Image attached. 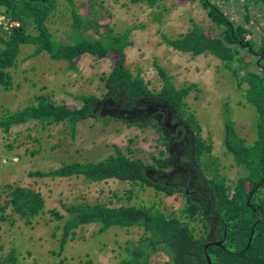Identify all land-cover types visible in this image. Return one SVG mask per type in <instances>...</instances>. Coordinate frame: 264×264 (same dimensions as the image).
I'll return each instance as SVG.
<instances>
[{"label": "trees", "instance_id": "trees-1", "mask_svg": "<svg viewBox=\"0 0 264 264\" xmlns=\"http://www.w3.org/2000/svg\"><path fill=\"white\" fill-rule=\"evenodd\" d=\"M69 1L72 29L70 41L66 42L48 25L58 7L57 0H0V13L18 21L9 29L0 24V89L12 86L11 68L18 62L22 45L30 43L34 44L31 56L45 52L51 59L66 60L70 68H76L85 54L108 59L110 70L102 75L105 92L102 96L80 93L76 95L80 104L57 102L47 94H38L36 102L2 113L0 131L8 133L16 124L38 121L43 126L63 123L75 134L80 120L96 117L106 123L112 117L125 119L121 115L123 108L144 109L154 102L159 103L158 106L165 105L166 110H171L172 122L181 117L186 120H181L176 130H182V139L188 137L190 140L192 166L202 186L185 185L180 179L181 172L175 173L171 180L160 176V172L174 171L172 153L153 154V161H147L135 154L132 147L125 149L120 145L115 152L98 159H72L49 170H32L30 174L37 176L83 175L90 181L123 180L129 185L125 191L130 199L137 188L148 187L169 195L180 192L185 197L184 206L171 212L155 202L61 201L65 211L55 207L49 209L54 217L65 218L60 249L71 233L75 235L76 227L95 222L100 225L101 232L111 226L143 228L138 241L129 240L123 264H149L158 252L169 254L166 264H209L207 255L212 264H264V0H233L236 6L243 3L245 9L235 16L218 1L201 0L216 25L213 30L194 22L179 36L164 35L166 42L175 49L219 57L234 76L238 88L247 84L242 92L256 110L255 140L247 142L238 133L229 108L224 114L226 151L246 170L235 184L229 182L227 174L220 172L219 162L212 155L211 137L201 136V125L195 113L187 109L186 98L195 84L176 86L167 70L156 63L161 85L152 87L143 75L134 74L127 64V48L134 44L130 32L135 27L131 25L116 31L110 19H106L111 18L109 10L101 9L96 0H82L83 11L73 0ZM130 1L145 2L156 8L164 0ZM223 1L229 7L231 0ZM109 106L117 110L115 114L102 115L104 107ZM135 117L140 126L156 127L159 140L170 150L168 133L171 129H166L162 119L155 114ZM206 157L211 165L202 163L201 159L207 160ZM6 191L0 218H9L15 212L30 222L45 209L46 199L39 189L9 184ZM8 208L10 213L6 211ZM18 263L15 246L0 257V264Z\"/></svg>", "mask_w": 264, "mask_h": 264}, {"label": "rangeland", "instance_id": "rangeland-1", "mask_svg": "<svg viewBox=\"0 0 264 264\" xmlns=\"http://www.w3.org/2000/svg\"><path fill=\"white\" fill-rule=\"evenodd\" d=\"M73 1L83 11L82 0ZM96 1L101 9L109 10L111 18L106 19H110L116 31H123L131 25L135 27L130 32L134 44L127 48V64L134 74L140 73L152 87L158 88L161 85L155 65L158 63L167 70L176 86L195 84L186 98L187 109L195 113L201 125V136L205 139L211 137L212 155L219 162L220 172L227 174L229 182L235 184L246 170L226 151L224 114L229 108L238 133L247 142L255 140L256 110L242 92L247 84L238 88L234 76L219 57L175 49L164 38V35L176 37L185 33L194 22L208 30L215 28L201 0H164L156 8L130 0ZM215 1L230 9L232 16L245 11L243 3L236 6L231 0L228 7L223 0ZM57 3L48 25L59 39L68 42L72 29L70 1L57 0ZM33 50L34 44L22 45L18 62L11 68L12 86L0 89V115L8 109L15 110L36 102V96L41 93L57 102L80 104L76 97L80 93L102 96L105 92L102 75L110 70L108 59L85 54L76 68H70L66 60L51 59L45 52L31 56ZM116 111L104 107L101 114L114 115ZM121 115L125 119L112 117L106 123L96 117L80 120L75 134L63 123L43 126L38 121L16 124L8 133L0 131V157L6 158L5 162H0V213L9 184L32 186L42 191L46 199L45 209L30 222L15 212L9 218H0V257L15 246L18 264H123L129 240L138 241L143 233L142 227L111 226L101 232L98 223L83 224L75 228V235L71 233L60 249L65 218L54 217L49 209L55 207L65 211L61 201L84 199L113 203L127 200L155 202L166 212L178 211L184 206L185 197L180 192L169 195L153 187L137 188L130 199L125 191L128 183L116 178L90 181L83 175L30 174L32 170H49L72 159H98L115 152L117 145L125 149L132 147L135 154L147 161H153V154H170L159 140L156 127L151 124L140 126L135 116ZM181 118L179 121H186ZM201 160L211 165L209 160ZM6 211L10 213L9 208ZM168 259V253L158 252L149 264H166Z\"/></svg>", "mask_w": 264, "mask_h": 264}, {"label": "flooded vegetation", "instance_id": "flooded-vegetation-1", "mask_svg": "<svg viewBox=\"0 0 264 264\" xmlns=\"http://www.w3.org/2000/svg\"><path fill=\"white\" fill-rule=\"evenodd\" d=\"M159 103H153L149 105L148 107L141 109V108H129L126 107L123 110H121L122 113H127L134 116H140V117H147L148 115L155 114L159 119H162L164 122V125L166 126V129L170 128V150L169 152L172 153L173 160L172 163L174 165V171L170 173H159L162 177H168L169 180H171L172 177L176 176L175 173L181 172L180 179L182 182H184L185 185L194 186L197 188H201L202 181L198 179V172L193 168L192 164L194 163L193 156H192V150L189 151V138L182 137V130H176L177 125L181 123V121H175L172 122V112L171 110H166L165 105L162 107L158 106ZM119 109V108H118ZM160 109H164L165 114L163 111H160ZM108 111H114L113 107H108ZM154 112V113H153ZM114 113V112H113ZM186 125V123H184ZM177 132L176 134L172 132ZM179 180V178H178ZM180 180V181H181Z\"/></svg>", "mask_w": 264, "mask_h": 264}, {"label": "built area", "instance_id": "built-area-1", "mask_svg": "<svg viewBox=\"0 0 264 264\" xmlns=\"http://www.w3.org/2000/svg\"><path fill=\"white\" fill-rule=\"evenodd\" d=\"M0 24H3L4 27L9 29L11 26L18 24V21L10 20L5 16V14L0 13ZM2 160L5 162L6 158H3Z\"/></svg>", "mask_w": 264, "mask_h": 264}, {"label": "water", "instance_id": "water-1", "mask_svg": "<svg viewBox=\"0 0 264 264\" xmlns=\"http://www.w3.org/2000/svg\"><path fill=\"white\" fill-rule=\"evenodd\" d=\"M207 257H208L209 264H212L211 257L209 255H207Z\"/></svg>", "mask_w": 264, "mask_h": 264}, {"label": "clouds", "instance_id": "clouds-1", "mask_svg": "<svg viewBox=\"0 0 264 264\" xmlns=\"http://www.w3.org/2000/svg\"><path fill=\"white\" fill-rule=\"evenodd\" d=\"M16 21V20H15Z\"/></svg>", "mask_w": 264, "mask_h": 264}]
</instances>
